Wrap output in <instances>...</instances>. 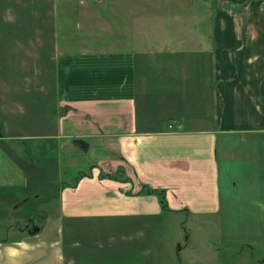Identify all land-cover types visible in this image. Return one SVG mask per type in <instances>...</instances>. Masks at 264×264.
Listing matches in <instances>:
<instances>
[{"label":"crops","instance_id":"0c3cea01","mask_svg":"<svg viewBox=\"0 0 264 264\" xmlns=\"http://www.w3.org/2000/svg\"><path fill=\"white\" fill-rule=\"evenodd\" d=\"M194 1L0 0V264L129 259L151 193L215 216L225 176L264 209V0Z\"/></svg>","mask_w":264,"mask_h":264},{"label":"rangeland","instance_id":"374dc122","mask_svg":"<svg viewBox=\"0 0 264 264\" xmlns=\"http://www.w3.org/2000/svg\"><path fill=\"white\" fill-rule=\"evenodd\" d=\"M160 3L161 8L177 11L178 19L182 24L188 20V17H184V15L188 14L195 5L194 0H160ZM196 5L199 7L198 3ZM71 34L72 42L78 37V34L77 32ZM184 34L188 35L182 33L181 36ZM3 88L4 86L1 85L0 99H2ZM27 116L29 114H18L16 118L26 122ZM3 133V129L0 127V134ZM17 133H30V130H22ZM21 142L23 143L24 140ZM24 156L31 158L26 154ZM34 163L36 162L34 161ZM223 173V169L220 167V193L225 190L222 189ZM224 178V181L227 182L225 187L230 191L231 200L229 205L221 208L220 214H215V216L195 214L183 209L170 210L162 193H151L157 204L161 199L164 203L159 202L160 208L156 209L158 215L155 225L151 226L146 252H135L129 259H117V261L107 264H264V218H257L259 213L264 214V209L260 210L255 206V199L262 193H258L259 187L254 186L256 192L247 193L246 196L242 193L237 194V185H229L228 178L226 176ZM33 186L28 178V190ZM44 187L52 190L56 184ZM244 196L247 199H241ZM41 198L43 197H39V199ZM51 202L55 204L57 199H51ZM32 204L35 206L36 202L31 196L28 205L22 211L26 212ZM152 205L150 211L154 212L156 210ZM33 220L36 224L38 218L35 216ZM19 222L23 226L22 220ZM12 223V219H0V238L10 233L13 229L11 227H16L11 226Z\"/></svg>","mask_w":264,"mask_h":264}]
</instances>
